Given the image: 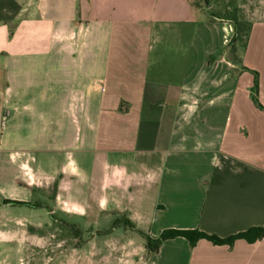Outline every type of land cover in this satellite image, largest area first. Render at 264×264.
<instances>
[{
    "label": "crops",
    "instance_id": "0c3cea01",
    "mask_svg": "<svg viewBox=\"0 0 264 264\" xmlns=\"http://www.w3.org/2000/svg\"><path fill=\"white\" fill-rule=\"evenodd\" d=\"M234 37L194 0H0V264L37 194L95 224L122 210L146 247L264 228V22L241 65ZM71 229L84 249L115 236ZM147 264H264V237H179Z\"/></svg>",
    "mask_w": 264,
    "mask_h": 264
},
{
    "label": "rangeland",
    "instance_id": "374dc122",
    "mask_svg": "<svg viewBox=\"0 0 264 264\" xmlns=\"http://www.w3.org/2000/svg\"><path fill=\"white\" fill-rule=\"evenodd\" d=\"M198 4L207 15L212 13L224 18L235 17L238 23L245 24L246 27L264 22V0H205L203 3L198 1ZM232 23L234 25V22ZM243 45L244 43L239 44L240 52L243 50ZM247 69L246 71H250ZM34 204L35 206L27 209L20 207L18 210L12 209V215L16 214L19 219L17 264H147L149 262L152 252L145 246L142 236L133 232L128 226L126 214L122 210H114V214L104 210L99 211V218L103 222L95 224L94 215L88 209L73 211L57 208L52 198L43 199L40 194L35 196ZM106 217H111L115 224L107 223ZM72 226L81 230L84 239H88L91 230L106 233L113 228L115 231L112 232L115 236L111 240H107L104 236L99 237L91 247L84 249V242L77 240V235L71 229Z\"/></svg>",
    "mask_w": 264,
    "mask_h": 264
},
{
    "label": "trees",
    "instance_id": "16d2710c",
    "mask_svg": "<svg viewBox=\"0 0 264 264\" xmlns=\"http://www.w3.org/2000/svg\"><path fill=\"white\" fill-rule=\"evenodd\" d=\"M198 1L203 3L205 0H195L194 3L196 6L199 8ZM206 1H211V0H206ZM209 17L211 20H227L230 22H234L235 26V37L233 41L229 44L228 46V55L227 58L232 61L236 65H241L242 63V52L246 48L250 36V31L252 24L249 25L248 27L245 26V24L238 23L236 18H224V17H219L217 15H214L212 13H208ZM235 20V21H232ZM235 40V41H234ZM244 43L243 45V50L240 52L239 51V44ZM246 69V68H243ZM258 91H259V82L258 80L255 81V87H254V94H253V100L255 103L258 104V106L262 109H264L260 103H259V98H258ZM12 204H18V205H23L20 202H9ZM185 238L186 240L189 241V243L194 246L199 242L200 240L206 239L210 242H212L215 245H233L234 242L238 239H244L250 243L255 242L258 239H261L264 237V228H253L245 233L232 236L227 239H220L216 236H209L201 231L198 230H166L164 231L160 238L158 239H151L147 238V247L152 253H156L160 246L169 240H173L176 238Z\"/></svg>",
    "mask_w": 264,
    "mask_h": 264
},
{
    "label": "built area",
    "instance_id": "2783aa9c",
    "mask_svg": "<svg viewBox=\"0 0 264 264\" xmlns=\"http://www.w3.org/2000/svg\"><path fill=\"white\" fill-rule=\"evenodd\" d=\"M9 118H10V114L9 113H6L3 116V120H2V127L3 128L7 125Z\"/></svg>",
    "mask_w": 264,
    "mask_h": 264
}]
</instances>
